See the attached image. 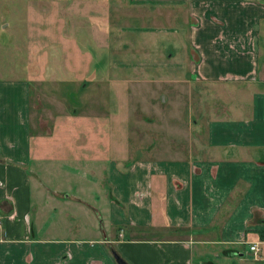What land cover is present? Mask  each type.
<instances>
[{"label":"crops","instance_id":"crops-1","mask_svg":"<svg viewBox=\"0 0 264 264\" xmlns=\"http://www.w3.org/2000/svg\"><path fill=\"white\" fill-rule=\"evenodd\" d=\"M136 2L199 17L185 44L197 58L174 55L165 75L152 58L124 76L146 85L137 111L163 112L167 96L171 111L190 99L185 111L211 89L217 105L169 127L174 154L153 152L161 138L143 119L126 143L144 152L124 143L113 156L110 125L94 116L31 136L28 79L0 78V264H118L112 249L129 264H264V0Z\"/></svg>","mask_w":264,"mask_h":264},{"label":"rangeland","instance_id":"rangeland-1","mask_svg":"<svg viewBox=\"0 0 264 264\" xmlns=\"http://www.w3.org/2000/svg\"><path fill=\"white\" fill-rule=\"evenodd\" d=\"M147 4L148 7L136 0H0V78L28 79L31 136L50 134L56 138L59 125L67 116L72 115L70 119L77 121L94 116L110 125L106 135L112 137L113 156H118L125 152L124 143L136 141L137 129L133 125L147 123L145 134L153 135L157 130L161 138L153 152L171 155L176 148L167 136L169 127H183L193 119H202L203 107L212 113L217 98L210 95L216 89L207 96L192 97L193 107L185 111L190 99L183 98L175 106L177 111H171L167 96L168 109L163 112L156 111V107L155 111L138 112L142 105L137 93L140 81L126 80L125 84L123 79L127 74L135 77L143 71L138 62L157 58L166 65L160 68L165 75L167 66L175 62L174 55L198 57L196 51L192 55L188 49V53L185 44H189L190 22H198L199 17L185 20L182 10L175 18L169 16L168 10L171 15L174 13L166 4L161 9ZM175 25L185 31L171 34L169 30ZM141 68L153 71L147 65ZM98 70L102 71L96 76ZM99 76L106 81H100ZM149 84L163 93L169 88L167 83ZM140 85L146 87L144 82ZM163 93L159 101L162 108L166 107ZM34 113L36 118L32 117ZM128 152L129 156H136L144 151L130 143Z\"/></svg>","mask_w":264,"mask_h":264},{"label":"water","instance_id":"water-1","mask_svg":"<svg viewBox=\"0 0 264 264\" xmlns=\"http://www.w3.org/2000/svg\"><path fill=\"white\" fill-rule=\"evenodd\" d=\"M112 254L118 264H129V262L121 256L115 249H112Z\"/></svg>","mask_w":264,"mask_h":264},{"label":"built area","instance_id":"built-area-1","mask_svg":"<svg viewBox=\"0 0 264 264\" xmlns=\"http://www.w3.org/2000/svg\"><path fill=\"white\" fill-rule=\"evenodd\" d=\"M250 249L253 250L254 253H256L257 250H258V244H257V242L251 243L250 244Z\"/></svg>","mask_w":264,"mask_h":264},{"label":"trees","instance_id":"trees-1","mask_svg":"<svg viewBox=\"0 0 264 264\" xmlns=\"http://www.w3.org/2000/svg\"><path fill=\"white\" fill-rule=\"evenodd\" d=\"M259 234H260V237H262V238L264 239V230H261V231L259 232Z\"/></svg>","mask_w":264,"mask_h":264}]
</instances>
